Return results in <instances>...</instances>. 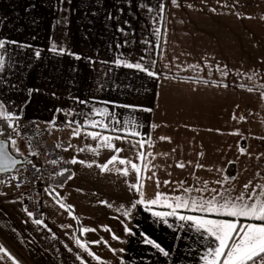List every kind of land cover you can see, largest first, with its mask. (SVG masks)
<instances>
[{
  "label": "crops",
  "instance_id": "obj_1",
  "mask_svg": "<svg viewBox=\"0 0 264 264\" xmlns=\"http://www.w3.org/2000/svg\"><path fill=\"white\" fill-rule=\"evenodd\" d=\"M0 40V102L19 115V127L33 121L45 131L68 162H86L70 163L69 173L41 191L43 225L24 213L22 194L0 182V245L10 254L0 252V264H81L78 255L87 264H205L211 241L177 218L202 213L178 209L165 223L153 214L172 211L163 198L132 207L140 196L128 186L136 182L130 164L116 162L111 171L96 165L113 155L136 163L143 199L159 192L173 205V197L189 195L185 188L207 182L219 190L224 176L235 177L224 185L234 196L249 181L264 184V0H0ZM136 63L156 75L125 66ZM3 131L13 155L32 159L20 135L6 125ZM140 141L143 159L133 147ZM58 199L73 206L72 215ZM77 239L106 241L88 245L100 261Z\"/></svg>",
  "mask_w": 264,
  "mask_h": 264
},
{
  "label": "snow or ice",
  "instance_id": "obj_2",
  "mask_svg": "<svg viewBox=\"0 0 264 264\" xmlns=\"http://www.w3.org/2000/svg\"><path fill=\"white\" fill-rule=\"evenodd\" d=\"M173 3H176V0H173ZM7 43H16L15 41H10ZM6 41L0 40V50L5 49ZM52 51L56 52V46L53 45ZM59 54H70L66 53L64 49H59ZM40 55L39 51L36 52V56ZM77 59L80 57L77 56ZM5 64V55L0 53V71L3 70ZM125 66L129 68H135L139 71L146 72L149 76L156 75L154 72L150 71L148 68L144 67L140 63L136 64H126ZM190 67H198L196 65ZM248 91H253L252 88H248ZM32 91L31 89L29 90ZM261 96L264 97V92H261ZM83 103V101H81ZM235 119V115L233 116ZM20 117L16 113H13L8 110L7 105L0 102V125H6L8 129L14 132L16 135H20L19 132V121ZM240 119H244L240 117ZM69 125L73 123L79 122L68 121ZM93 126H95L98 122L93 120L90 122ZM107 127V125H104ZM0 135H4L2 128H0ZM74 135H79V128L74 130ZM93 139H96L100 136L99 133H90ZM125 137H116V139H124ZM102 140L101 146H111L110 138L107 136H101ZM161 139H166L161 137ZM11 147L16 149V152L19 153V148L16 146L17 142L11 136L8 137ZM145 142L140 141L138 144H134L133 147H138L140 151H138L137 159H143L145 153L143 151ZM9 144L4 140H0V172L8 171L10 169H14L18 163H22V161H18L15 158L7 155ZM71 147V145H69ZM67 150V149H65ZM240 153L246 154V149L241 147ZM80 151H84V149H80ZM123 151V149L116 148L115 152L119 153ZM35 154V153H33ZM150 155V154H149ZM202 155V154H201ZM8 161L6 164L5 161ZM118 162L120 165L130 164L131 169L136 173V182L129 184V189L135 191L140 199H137L132 203V207L135 208L138 204H147V205H156L158 201L162 198L168 207L172 208L171 212L166 213H153L156 217H159L167 223V220L164 219L168 216H177L178 209L191 210L193 212H199L203 215L199 216H191V215H178L177 218L180 221H190L194 223L195 229L197 232H203L206 234V238H208L211 242L206 246L204 255L201 259L205 262V264H264V184H257L254 187L252 186V181H249L244 185V191H242L239 195H232L233 189L230 187H225L224 185L231 180H234L235 177L224 176L223 180L216 181L217 184H220V189H209L207 182H204L203 187L200 188H185L184 192L188 193L187 197L184 196H176L172 199L174 200V205L172 203H167L168 197L163 196L162 193L157 192L156 197L154 199L145 201L143 199L144 192L142 191L143 184L141 183L142 177L140 175L141 168L136 163L129 161L124 158H119L118 155H113L110 159L104 163L96 165L101 169V171H111L109 165L115 166V163ZM30 163V161H29ZM52 163H56L53 161ZM69 163H86L85 161H78L76 158H73ZM231 163V162H230ZM88 167H91L92 164H87ZM178 167H184V164L181 162L177 165ZM197 167H202V165H197ZM144 169L147 170V165L144 166ZM117 172H123L125 176L129 174V169L124 168H115ZM68 169H64L63 172L58 173V175H63L67 173ZM259 176L260 174L257 173ZM155 176V173H153ZM17 178V177H13ZM68 179L72 178V175H68ZM147 179H152V177H147ZM3 182V181H0ZM170 183L165 181V184ZM183 183V182H182ZM19 186V185H18ZM157 186H159V181L157 180ZM251 189V191H249ZM55 192V189L52 190ZM52 192L49 194L51 195ZM193 192L200 193L199 196L191 195ZM211 192L212 195L208 198H205L204 193ZM58 195V193H57ZM57 203L61 208H64L72 215L74 209L72 205H66L60 200H57ZM101 203L107 205V201H101ZM25 212L29 217H32L33 213L25 209ZM128 215V213H125ZM209 216H217L223 217L219 219H210ZM76 219L75 216H73ZM242 221H247L242 222ZM258 221V222H257ZM37 225H43V221L40 219H35L33 221ZM105 230L111 231L106 226ZM88 231H95V229L83 228L82 233H87ZM126 232H130L131 230L127 227L125 228ZM113 239H119L113 234ZM107 244L106 241H91V242H81L79 239L76 240L77 245L85 252H87L88 256H91L93 259L100 261V257L96 256L89 248V243L99 244V243ZM145 243L154 246L159 250L164 256H168L169 253L166 251L159 243L151 240L150 238L145 239ZM71 250V249H69ZM115 252V249H111ZM122 251V250H121ZM0 252H4L5 255L10 256L9 253L4 249L3 245H0ZM14 259V258H12ZM77 259L80 260L81 264H87V261L81 257L77 256ZM18 264V262H17Z\"/></svg>",
  "mask_w": 264,
  "mask_h": 264
},
{
  "label": "built area",
  "instance_id": "obj_3",
  "mask_svg": "<svg viewBox=\"0 0 264 264\" xmlns=\"http://www.w3.org/2000/svg\"><path fill=\"white\" fill-rule=\"evenodd\" d=\"M3 130V125H0ZM20 137L25 141L33 160L27 161L20 170L1 176L4 185H12L23 196V211L32 212L30 217L43 218L40 202L41 191L51 185L64 169L71 171L70 163L57 147H51L48 135L33 121H24L19 127ZM35 153V154H33ZM56 161V163H52ZM64 173V174H67ZM63 174V175H64ZM17 177V178H13ZM19 185V186H18ZM28 216V215H27Z\"/></svg>",
  "mask_w": 264,
  "mask_h": 264
},
{
  "label": "water",
  "instance_id": "obj_4",
  "mask_svg": "<svg viewBox=\"0 0 264 264\" xmlns=\"http://www.w3.org/2000/svg\"><path fill=\"white\" fill-rule=\"evenodd\" d=\"M0 140H4L6 143H8V141L5 140V139H0ZM7 155H8V156H11L12 158H15V159L18 160V161H22V163H18V164L15 166L14 169H10V170H8V171L0 172V175H5V174H8V173H12V172H14V171L17 169V167L22 166V165H24V164L27 162V159H22V158H20V157H16L15 155H13V154L11 153V151L9 150V147H8V150H7ZM5 163L7 164L8 161L6 160Z\"/></svg>",
  "mask_w": 264,
  "mask_h": 264
},
{
  "label": "rangeland",
  "instance_id": "obj_5",
  "mask_svg": "<svg viewBox=\"0 0 264 264\" xmlns=\"http://www.w3.org/2000/svg\"><path fill=\"white\" fill-rule=\"evenodd\" d=\"M249 105V108H252V104H248Z\"/></svg>",
  "mask_w": 264,
  "mask_h": 264
},
{
  "label": "trees",
  "instance_id": "obj_6",
  "mask_svg": "<svg viewBox=\"0 0 264 264\" xmlns=\"http://www.w3.org/2000/svg\"><path fill=\"white\" fill-rule=\"evenodd\" d=\"M3 132H4V131H3ZM32 159H33V157H32ZM32 159H31V157H30V159H27V161H30V160H32Z\"/></svg>",
  "mask_w": 264,
  "mask_h": 264
}]
</instances>
